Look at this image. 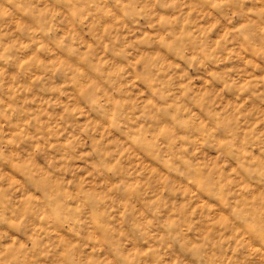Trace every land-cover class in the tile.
<instances>
[{
  "label": "clouds",
  "instance_id": "9594fccd",
  "mask_svg": "<svg viewBox=\"0 0 264 264\" xmlns=\"http://www.w3.org/2000/svg\"><path fill=\"white\" fill-rule=\"evenodd\" d=\"M0 264H264V0H0Z\"/></svg>",
  "mask_w": 264,
  "mask_h": 264
}]
</instances>
